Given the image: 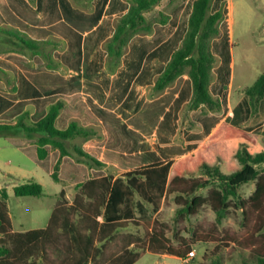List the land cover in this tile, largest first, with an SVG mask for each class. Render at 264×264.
I'll return each mask as SVG.
<instances>
[{"label": "trees", "instance_id": "1", "mask_svg": "<svg viewBox=\"0 0 264 264\" xmlns=\"http://www.w3.org/2000/svg\"><path fill=\"white\" fill-rule=\"evenodd\" d=\"M74 5L88 9L89 4L72 0ZM128 11L114 22V34L103 44L106 68L114 73L128 52L132 39L149 35L155 24L165 25L170 15L159 11L153 19L146 14L158 7L163 0H126ZM171 2V1H170ZM169 2V3H170ZM214 0H195L188 19L187 29L179 47L173 52L165 69L155 78L149 89L150 99L160 97L176 80L189 76L193 93L181 112L182 121H190L189 113L201 110L202 114L219 112L221 101L210 90L217 57L212 44L220 36V26L225 20L223 9L213 11ZM1 51L18 52L29 57L40 56L48 69H61L53 57L60 48L58 40L39 41L16 28L0 26ZM3 75L6 74L3 72ZM247 100L234 108L232 123L223 122L196 152L178 160L158 162L134 168L119 177L107 175L90 178L79 184L72 202L61 190L53 212L43 229L24 232L14 231L8 207L9 193L0 189V264H136L147 252L169 255L184 260L196 242H214L224 247L233 244L248 250L256 264H264V149L255 154L250 145L258 141L264 146V137L256 139L239 127L240 122L254 117L264 98V71L252 85L241 91ZM64 108L59 101L51 105L48 113L38 122H28V114L20 115L13 124H0V137H25L36 146L40 161L47 159L48 147L60 153L52 176L62 159L76 156L79 163L89 168L101 169L105 164L83 149V143L102 140L99 126H83L73 119L65 130L56 127V119ZM191 124V121H190ZM73 144L71 153L67 144ZM234 140H243L237 151L229 148ZM255 183L253 193L246 199L239 197V189ZM18 197H41L44 188L34 179L14 186ZM207 190L206 195L199 194ZM178 205L182 214L196 215L207 206L221 222L227 217L236 198L235 206L243 214L245 236L226 234L223 238L210 233L194 232L191 240H178L175 245L168 238V226L157 218L142 215L144 207L159 211L168 199ZM130 226L144 230V238L126 237L119 253L106 257L109 244L115 242L120 232ZM206 257V255H205ZM211 264H222L215 259Z\"/></svg>", "mask_w": 264, "mask_h": 264}, {"label": "crops", "instance_id": "2", "mask_svg": "<svg viewBox=\"0 0 264 264\" xmlns=\"http://www.w3.org/2000/svg\"><path fill=\"white\" fill-rule=\"evenodd\" d=\"M164 1L155 8L159 9L158 12L164 10L160 8ZM79 2L89 4V8L77 7L72 0H0V26L16 28L34 40H58L60 48L54 51L53 57L61 66L58 70L48 69L40 56L29 57L18 52H4L0 49V124H13L23 114H28V122L36 123L48 113L51 105L59 101L63 102L64 108L56 119L58 129H67L73 119L79 120L83 126H99L102 129V140L94 139L83 143V149L86 152L105 164L101 169L89 168L83 164V167L91 172L118 167L122 154L136 156L141 164L122 169V173L114 176L115 178L137 167L178 160L196 152L220 124L233 122L234 108L241 101L248 99L241 91L252 85L264 71L263 64L261 73L254 75L257 67L253 65L249 56L245 57L242 68L238 71L239 67L235 58L234 0H214L213 11L221 9L224 3L222 9L225 20L220 26V36L212 44L217 63L213 70L214 76L210 90L220 99L222 109L205 115L201 113V110H195L189 113L191 124L190 121L183 122L182 109L190 102L193 93L189 76L183 75L178 78L175 84L158 98L150 99L148 92L154 86L155 78L163 72L171 55L181 44L186 31L184 30L181 40L170 52L160 71L154 72L158 69L154 68L155 64L138 62L129 57L137 37L144 38L152 35L156 26L166 27L171 22L172 16L165 25L155 24L151 34L132 39L120 67L116 72L110 73L106 68V52L103 44L114 34V22L128 11L129 3L126 0H80ZM261 29L264 31V22ZM99 53L101 59H98ZM255 76V80L250 83ZM111 79L116 83L110 82ZM137 80L143 81L138 84ZM148 80L149 83L146 84ZM99 93H109L124 102L123 107L117 110V117H129L124 118L128 126L117 127L116 139L120 140L118 145H111L108 131L104 127V119L97 115L98 106H95V103L98 101L95 97ZM138 94L140 98L145 95L146 101L144 109L139 110V113L145 111L151 114L152 110H157L155 114L158 115V120L154 129L143 121L136 126V121L134 122L131 118L136 116L134 113L137 112ZM105 113L107 117L113 116L109 111ZM239 127L256 139L264 137V98L258 113L240 122ZM8 139L16 141L22 147L35 146L29 139L18 137ZM242 142L243 140L231 141L229 148L237 151ZM154 145H158V148L155 149ZM251 148L256 152H253ZM263 149L264 146L260 141L249 147L253 154ZM48 150L47 159L52 155H55V161L59 159L60 153L52 152L51 147H48ZM108 155L110 157H107ZM153 157L154 160H152ZM47 159L43 161L38 159V161L45 163ZM67 162H69L68 157H64L61 169ZM259 166L264 164L257 165ZM107 175L109 174L98 177ZM31 179L36 180L38 177ZM252 183L255 189V183ZM62 190L66 191V186ZM28 230L32 229L14 228V231L19 232Z\"/></svg>", "mask_w": 264, "mask_h": 264}, {"label": "rangeland", "instance_id": "3", "mask_svg": "<svg viewBox=\"0 0 264 264\" xmlns=\"http://www.w3.org/2000/svg\"><path fill=\"white\" fill-rule=\"evenodd\" d=\"M169 1L171 2L169 3ZM192 1L165 0L160 8H164V11L172 16L171 22L166 27L156 26L155 32L150 36L137 37L133 42L132 54L129 59H134L138 62H150L155 64L154 68H158L154 72L160 71L170 52L176 48L181 40L184 30L186 31L187 29L188 14ZM223 7L224 3H222ZM158 10L157 8L148 13L147 17L153 19ZM233 19L236 42L235 58L239 67L238 71L241 70L245 57L249 56L253 65L257 67L254 75H258L261 73L262 65L264 64V31L261 29V25L264 22V0H234ZM98 59H101L100 53L98 54ZM255 78L256 76L252 78L250 83ZM142 81L137 80V83H142ZM110 82L116 83L112 79ZM147 83H149V80ZM95 99L98 101V103H95V106H98L97 115L104 119V127L108 131L109 141L111 145H118L120 140L116 139L118 137L116 135L117 127L128 126L124 122V118L127 119L129 117H117V110L123 107L122 103L124 102L109 93H99ZM145 102V95L140 98L138 94L136 102L137 112L134 113L136 116H131V118L134 119V122L136 121V126H139L141 124L140 121H143L153 126L154 129L158 120V115L155 114L157 110H152L151 114L145 113V111L139 113V110L144 109ZM107 111L113 115L111 118L106 116L107 113L105 112ZM18 138L26 139L25 137ZM73 144L80 145L81 140L67 144V148L71 153H73ZM234 146L237 148V144ZM154 147L156 149L158 145H154ZM251 149L256 152L255 149ZM51 150L52 152L55 151L56 154L57 152L59 153L56 149L51 148ZM54 156L52 155L48 158L45 163H39L35 146L22 147L16 141L0 137V189L6 188L9 193L8 207L15 229L45 228L64 186H66V191L64 190L66 198L69 202H72L79 184L86 180L106 173L117 176L122 173V169L133 168L141 164L138 161L140 159L136 156L122 154V157L119 158L118 167H109L106 171L91 172L77 161L76 156H67L69 162L63 165V169L60 166L57 172L58 180H56L52 174L58 159L55 161ZM107 157H110V155ZM152 160H154V157ZM257 169L262 171L264 166H259ZM34 177H38L36 181L41 183L44 188V194L41 197H18L14 194L15 185L27 182ZM253 190V183L243 185L239 189V197L246 199L252 194ZM199 194L206 195L207 190L200 191ZM231 200L233 202L232 207L228 211L227 217L221 222L217 221L216 215L207 206L202 207L196 215L182 214L181 208L172 201V198L168 199L159 211H153L150 207L145 206L141 214L154 219L157 218L161 223L166 224L168 226V238L175 245L181 239L191 240L194 232L204 235L210 233L219 238H223L226 234L243 237L246 234L243 214L241 209L235 206L237 199ZM127 236L144 238V230L130 226L120 232L118 239L109 244L106 257L119 253L126 243ZM192 250L195 251L196 256L189 262L169 255L157 256L147 252L136 264H211L215 259H220L222 264H256V258L250 251L239 249L233 244L224 247L214 242L205 243L200 241L192 245Z\"/></svg>", "mask_w": 264, "mask_h": 264}, {"label": "built area", "instance_id": "4", "mask_svg": "<svg viewBox=\"0 0 264 264\" xmlns=\"http://www.w3.org/2000/svg\"><path fill=\"white\" fill-rule=\"evenodd\" d=\"M196 254L195 251L191 250L187 257L184 259L185 262H189L190 260H193L195 258Z\"/></svg>", "mask_w": 264, "mask_h": 264}]
</instances>
